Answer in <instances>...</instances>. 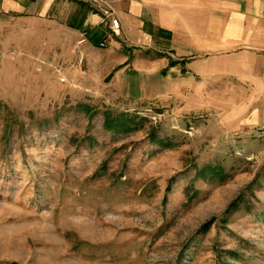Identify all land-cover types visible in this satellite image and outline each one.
I'll use <instances>...</instances> for the list:
<instances>
[{"label": "rangeland", "instance_id": "374dc122", "mask_svg": "<svg viewBox=\"0 0 264 264\" xmlns=\"http://www.w3.org/2000/svg\"><path fill=\"white\" fill-rule=\"evenodd\" d=\"M54 44L0 28V264H264V94Z\"/></svg>", "mask_w": 264, "mask_h": 264}, {"label": "crops", "instance_id": "0c3cea01", "mask_svg": "<svg viewBox=\"0 0 264 264\" xmlns=\"http://www.w3.org/2000/svg\"><path fill=\"white\" fill-rule=\"evenodd\" d=\"M100 1L0 0V28L35 25L41 43L54 40L62 59L100 65V72L135 53L142 69L150 63L168 75L172 93H206V82L234 78L264 94V0ZM107 14L118 31L100 47Z\"/></svg>", "mask_w": 264, "mask_h": 264}, {"label": "trees", "instance_id": "16d2710c", "mask_svg": "<svg viewBox=\"0 0 264 264\" xmlns=\"http://www.w3.org/2000/svg\"><path fill=\"white\" fill-rule=\"evenodd\" d=\"M105 116H106V119L104 121L105 128L106 129H112L114 131L126 130V129H124L125 128L124 126H126L127 123L132 122V121L127 122V120H123L122 115L117 116V117H113V118H110L109 115H105ZM157 143L161 144V142H159V141H157ZM206 171H209L210 174H212V175L218 174V172H219L215 169L208 168V167H205V168L200 170L201 173H204ZM237 203H238L237 201H233L232 203H230V205L228 206V209H227V213L229 212L230 209L234 208ZM210 223H211V221H208L207 223H205L201 227V230L205 231L208 228Z\"/></svg>", "mask_w": 264, "mask_h": 264}, {"label": "built area", "instance_id": "2783aa9c", "mask_svg": "<svg viewBox=\"0 0 264 264\" xmlns=\"http://www.w3.org/2000/svg\"><path fill=\"white\" fill-rule=\"evenodd\" d=\"M89 2L93 5V4H97L101 1L100 0H89ZM107 15L109 17L108 31L106 32L103 41L100 43V45H99L100 47H104L106 45L107 41L109 40V38L111 37V35L115 34L118 31L117 19L110 17L111 14H107Z\"/></svg>", "mask_w": 264, "mask_h": 264}]
</instances>
